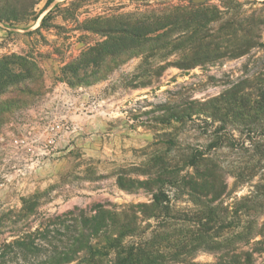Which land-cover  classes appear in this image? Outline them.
Instances as JSON below:
<instances>
[{
    "label": "rangeland",
    "instance_id": "1",
    "mask_svg": "<svg viewBox=\"0 0 264 264\" xmlns=\"http://www.w3.org/2000/svg\"><path fill=\"white\" fill-rule=\"evenodd\" d=\"M46 3L0 24V61L25 60L0 95V264H88L89 246L113 264L107 219L131 209L137 236L122 247L173 215L180 234L198 231L195 264H264V0ZM123 31L145 38L102 56ZM192 159L221 170L216 195L166 184ZM153 195L162 209L145 219Z\"/></svg>",
    "mask_w": 264,
    "mask_h": 264
},
{
    "label": "trees",
    "instance_id": "2",
    "mask_svg": "<svg viewBox=\"0 0 264 264\" xmlns=\"http://www.w3.org/2000/svg\"><path fill=\"white\" fill-rule=\"evenodd\" d=\"M43 1L44 0H0V24L5 26L7 29H15V27L30 22L39 15L37 13V8ZM54 1L55 0H47L43 11H46L54 3ZM43 24L44 20L42 21L40 28L43 27ZM129 24L130 23L127 22L124 24V26H128ZM118 34V39L108 38V40L103 45L104 48L103 46L101 47L100 51H102V56L112 57L115 55L116 50L126 51L131 45H136L137 40L142 37L145 38V36L135 35L134 33H128L125 31ZM94 51L95 49H91L84 56L87 57L89 56V53ZM23 63H25V60L22 57H18L16 55L5 57L2 59V61H0V95L4 94L6 91L4 85L14 84L12 79L16 78V73L12 74V71L10 70L12 69L15 71V69L18 70L19 68L23 70L25 67ZM201 162L202 161H195L192 159L190 163H187V166L192 168L194 173L192 175L182 177L181 180H178V176L173 177V171L175 170H171L168 173L165 170V174H170V177L172 176V178L169 177V179L166 181V184L168 182V184L172 186L179 185L180 188L183 187L188 189V191L191 193L190 197H192V199L196 196H202V194H199V188L204 184H207L211 191L209 194H207V196H205V198L216 195L213 186V176L220 173L221 170L211 165L209 161L205 163ZM201 167L204 168L203 174L200 172L202 169ZM161 200L162 196L153 195L151 204L142 206L141 208L143 211H141L140 214L143 215L145 219L154 218L153 214L158 212L159 209H162L161 206L163 203ZM196 202L197 201L194 200L193 204L197 206ZM167 204H169V202H167ZM165 219L162 221V224L166 223L168 225L165 227L164 232H160L158 236L152 234V239H147L140 245L131 244V246L122 247L125 239L133 240L136 238L138 231L137 223L139 218L134 214L132 209L129 213L122 212L118 215L115 214L111 218L109 217L107 220L110 222V226L109 229L106 230L105 240L111 244V249H116L113 257L115 259H113L111 262H113V264H195V259H193L189 254L190 252L196 250V248H198L197 246H200L199 248H201L202 245L198 242L199 238H195L192 241H196V246L194 245L193 247L188 246L186 242L194 238L198 231H189L187 233L190 234L189 239L188 236H184L182 233L180 234V229L182 227L176 223L179 222L178 217L167 215ZM99 221V223H104L106 219L100 218ZM196 225L201 226L200 224L195 223L194 226H191V229H195ZM159 243H172L170 248H172V250L174 249V255L165 257L164 255L159 254L158 250L155 248V245ZM94 249L95 248L92 246H89L84 247L81 250L85 251V254L89 253L92 255V261L88 264H103L101 262H95L96 255L93 254ZM101 256L103 258H108V256L105 254H101Z\"/></svg>",
    "mask_w": 264,
    "mask_h": 264
}]
</instances>
